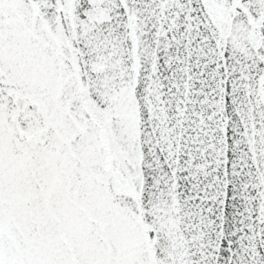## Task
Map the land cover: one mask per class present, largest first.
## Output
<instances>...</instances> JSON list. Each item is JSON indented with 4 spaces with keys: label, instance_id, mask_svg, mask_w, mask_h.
Wrapping results in <instances>:
<instances>
[{
    "label": "snow or ice",
    "instance_id": "6c2138e0",
    "mask_svg": "<svg viewBox=\"0 0 264 264\" xmlns=\"http://www.w3.org/2000/svg\"><path fill=\"white\" fill-rule=\"evenodd\" d=\"M0 264H264V0H0Z\"/></svg>",
    "mask_w": 264,
    "mask_h": 264
}]
</instances>
